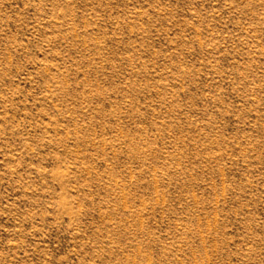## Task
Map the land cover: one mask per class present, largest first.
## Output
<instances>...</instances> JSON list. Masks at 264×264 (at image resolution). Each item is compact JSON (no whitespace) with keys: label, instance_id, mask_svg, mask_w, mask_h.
<instances>
[{"label":"rangeland","instance_id":"rangeland-1","mask_svg":"<svg viewBox=\"0 0 264 264\" xmlns=\"http://www.w3.org/2000/svg\"><path fill=\"white\" fill-rule=\"evenodd\" d=\"M0 264H264V0H0Z\"/></svg>","mask_w":264,"mask_h":264}]
</instances>
